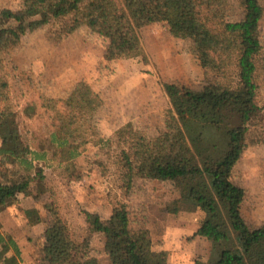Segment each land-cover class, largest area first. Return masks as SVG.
<instances>
[{"label":"trees","instance_id":"16d2710c","mask_svg":"<svg viewBox=\"0 0 264 264\" xmlns=\"http://www.w3.org/2000/svg\"><path fill=\"white\" fill-rule=\"evenodd\" d=\"M238 2L243 8L238 20L215 19L228 0H22L17 8L0 9V49L5 52L17 47L27 33L67 17L70 30L86 24L109 39L106 57L126 56L140 50L141 28L167 21L174 35L192 39L194 53L211 72L199 88L164 82L179 120L177 128L150 136L128 121L108 138L90 122L102 97L87 81H79L65 98L40 95L15 107L8 76L0 72V211L20 194L48 195L51 219L45 240L37 239L42 251L39 264H97L74 239L43 168L34 162L45 146L38 138L31 141L21 126L42 107L50 119L52 158L68 159L64 171H72L74 159L89 142L111 157V166L104 160L98 164L104 176L114 167L124 196L112 199L106 219L97 211L84 213L87 228L106 238L112 264H168V251L154 247L149 229L131 224L125 199L137 178L188 179L181 198L204 215L194 235L212 243L208 258L196 259L195 264H264V224L255 228L248 224L241 210L245 188L232 179L252 117L260 108L258 75L264 65L258 58L262 46L257 28L264 7L261 0ZM25 212L31 223L40 220L38 209ZM17 244L9 234L0 233L1 262L20 264Z\"/></svg>","mask_w":264,"mask_h":264},{"label":"rangeland","instance_id":"374dc122","mask_svg":"<svg viewBox=\"0 0 264 264\" xmlns=\"http://www.w3.org/2000/svg\"><path fill=\"white\" fill-rule=\"evenodd\" d=\"M21 2L0 0V9L17 8ZM261 3L264 7V0ZM242 16L243 8L238 0H228L225 9L215 13L216 20H238ZM70 25L67 17L60 18L27 33L17 48L9 52L0 49V72L8 76L9 96L15 107L39 99L40 95L67 97V85L85 80L107 97L106 103L89 118L100 135L111 137L117 128L131 121L147 135L155 136L179 126L164 82L199 88L211 76L194 53L192 39L174 35L167 21H153L139 30L137 53L112 58L106 57L107 37L93 32L86 24L72 30ZM257 36L262 46L259 63L264 65V14ZM258 82L260 108L252 117L247 145L232 172L234 182L245 188L241 210L252 228L264 224V70L259 73ZM49 123L48 112L42 107L35 119H23L21 126L31 141L38 138L45 146L47 155L37 162L47 172L49 185L55 191L74 239L83 243L84 254L97 264H112L106 238L87 228L84 213L97 211L106 219L112 199L124 196L114 179V167L104 176L98 164L104 160L111 166V157L108 159L100 146L89 142L74 159L72 171L62 169V177L61 168L68 159L61 155L52 158ZM187 182V178H137L125 199L132 226L149 229L154 247L168 251V264L205 261L212 248L206 237L194 235L204 215L197 206L181 198V187ZM45 199V196L35 199L42 218L35 227L29 226L33 223L23 205L12 210L13 200H8L0 212V233L15 237L24 255L23 260L22 254L19 258L20 264H39L42 251L37 239L51 219ZM15 213L18 215L14 218ZM0 264L4 263L0 261Z\"/></svg>","mask_w":264,"mask_h":264},{"label":"crops","instance_id":"0c3cea01","mask_svg":"<svg viewBox=\"0 0 264 264\" xmlns=\"http://www.w3.org/2000/svg\"><path fill=\"white\" fill-rule=\"evenodd\" d=\"M23 41V40H22ZM21 45V43L18 45V46H20ZM17 46V47H18ZM17 47H15V48H17ZM15 48H13V49H15ZM150 51H152V50H150ZM35 62V61H34ZM74 82V84H72V86H69V85H67L66 87H68V89H69V91H68V93H70L71 92V90L75 87V81H73ZM62 90V89H61ZM96 90V89H95ZM56 91H57V89H56ZM96 91H98L99 92V94H100V96L102 97V103L100 104V106L97 108V110H96V112L104 105V103H106V101H107V97H106V95L105 94H103L102 92H100L99 90H96ZM62 92H63V90H62ZM68 93L66 94V96L68 95ZM63 98H65V97H63ZM37 117V115L35 116V117H33V118H28L27 119V121L28 120H31V119H35ZM1 140H0V145H1ZM35 149V148H34ZM42 155L40 156V157H38V158H36L35 160H34V162H35V164L36 165H38V166H40V167H42L43 168V170H44V173H45V175H46V178H47V181L49 182V180H48V176H47V172H46V170L44 169V166L41 164V163H39V161L37 162V160H40L43 156L45 157L46 155H47V153H45L44 151H42V152H40ZM49 154V153H48ZM43 157V158H44ZM62 166V165H61ZM62 169H63V171H64V167H62L61 168V172H60V175L63 177V171H62ZM51 191L54 193V196H55V198H56V200H57V197H56V195H55V191L54 190H52L51 189ZM41 196H45V206H46V202H47V198H48V195H41ZM37 197H40V196H37ZM37 197H33V196H30V195H23V194H20L19 196H18V198H17V201H15V204H14V206L13 207H11L12 208V210H14V209H17V207L20 209L21 207L20 206H22V208L24 209V211L26 210V209H28V208H36V209H38L37 207H36V204H35V199L37 198ZM20 200L22 201V202H20ZM58 201V200H57ZM59 204V203H58ZM47 207V206H46ZM59 208H60V210H61V212H62V214L64 215V213H63V211H62V209H61V207L59 206ZM48 209V208H47ZM2 211V210H1ZM0 211V212H1ZM38 213H39V216H40V220L37 222V223H33L32 225H30L29 224V226L30 227H35L36 225H38L41 221H42V218H41V214H40V211H39V209H38ZM16 215H18V214H14V218L16 217ZM65 216V215H64ZM65 218H66V216H65ZM67 219V218H66ZM25 221H28L26 218H25ZM6 232H8L9 233V231L7 230ZM44 236V232L39 236V238L38 239H40V238H42ZM12 237L13 238H15L13 235H12ZM21 251H22V249H21ZM23 252V251H22ZM21 252V254H22V260H23V258H24V255H23V253Z\"/></svg>","mask_w":264,"mask_h":264},{"label":"built area","instance_id":"2783aa9c","mask_svg":"<svg viewBox=\"0 0 264 264\" xmlns=\"http://www.w3.org/2000/svg\"><path fill=\"white\" fill-rule=\"evenodd\" d=\"M0 140H1V142H2V138H1V136H0Z\"/></svg>","mask_w":264,"mask_h":264}]
</instances>
